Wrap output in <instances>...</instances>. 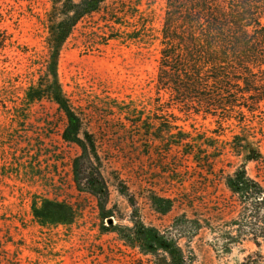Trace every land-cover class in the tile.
<instances>
[{
  "label": "rangeland",
  "instance_id": "rangeland-1",
  "mask_svg": "<svg viewBox=\"0 0 264 264\" xmlns=\"http://www.w3.org/2000/svg\"><path fill=\"white\" fill-rule=\"evenodd\" d=\"M119 1L106 0L103 6ZM5 2L12 16L2 25L13 34L16 46L6 50V80L10 81L3 90L12 96L26 86L36 60L46 54L44 20L52 0ZM138 2L134 22L129 19L130 27L124 29L145 24L148 31H141L139 41L109 38L104 19L93 14L73 29L57 63L64 92L95 135L107 188L106 208L115 223L129 224L132 209L127 191L146 224L162 228L180 214L198 218L197 234L180 240L191 264H238L255 246L248 240L230 243L227 233L236 228L231 222L238 208L217 171L233 170L225 166L226 160L233 165L242 161L230 155L237 129L226 123L220 129L211 116H182L184 121L179 123L201 143V152L224 150L213 170L205 171L188 163L179 165L178 152L169 153L159 141L141 140L136 128L123 119V111L129 108L154 129L160 126L149 109L159 56L158 41L152 37L160 27L165 0H135L134 4ZM4 105L11 104L0 102V264H140L139 260L147 264L107 230L108 221L100 219L92 195L76 189L71 161L80 150L61 139L64 120L56 105L36 102L28 119L18 124ZM254 166L246 164L251 176L256 174ZM154 197L169 198L171 209L159 213L152 204ZM41 198L64 200L82 209L69 226L41 227L31 214L32 201Z\"/></svg>",
  "mask_w": 264,
  "mask_h": 264
},
{
  "label": "trees",
  "instance_id": "trees-1",
  "mask_svg": "<svg viewBox=\"0 0 264 264\" xmlns=\"http://www.w3.org/2000/svg\"><path fill=\"white\" fill-rule=\"evenodd\" d=\"M134 1L122 0L104 8L106 0H52L44 20L46 54L36 60L26 86L11 96L3 90L10 81L6 80V50H12L16 42L2 25L12 15L5 0H0V102L11 104L4 107L14 124L27 120L36 102L55 104L64 120L61 139L80 150L71 161L72 180L79 192L92 195L100 219L108 221L107 230L116 233L122 244L144 257L147 264H191L180 240L197 234L201 227L198 218L180 214L162 228L146 224L134 196L127 191L132 209L129 224L110 218L113 215L106 208L107 188L95 135L58 79L60 50L87 16H101L111 32L109 38L139 41L141 31H148L145 24L124 29L130 27L129 19L135 20L139 2ZM154 32L159 56L149 112L160 126L154 129L150 121L139 113L131 114L129 108L123 111V119L136 128L141 140L159 141L169 153L178 152L182 156L177 158L179 165L188 163L205 171L213 170L224 150L201 152V143L179 123L184 121L182 116H211L220 129L225 123L237 129L232 134L230 155L242 161L233 165L232 160H226L231 172L217 170L238 208L231 222L236 228L227 236L230 243L248 240L255 246L238 264H264V0H165L160 27ZM13 96L16 98L10 99ZM250 162L255 165L254 176L246 171ZM152 204L162 214L172 207L169 198L154 197ZM81 209L78 204L49 198L31 203V214L41 227L69 226Z\"/></svg>",
  "mask_w": 264,
  "mask_h": 264
}]
</instances>
